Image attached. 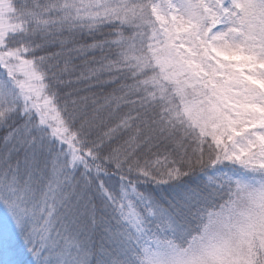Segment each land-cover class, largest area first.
<instances>
[{"label":"snow or ice","instance_id":"obj_1","mask_svg":"<svg viewBox=\"0 0 264 264\" xmlns=\"http://www.w3.org/2000/svg\"><path fill=\"white\" fill-rule=\"evenodd\" d=\"M0 264H264V0H0Z\"/></svg>","mask_w":264,"mask_h":264}]
</instances>
